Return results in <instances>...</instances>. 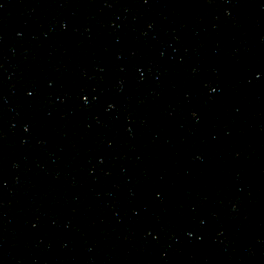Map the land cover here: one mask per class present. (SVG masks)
<instances>
[{
  "label": "water",
  "instance_id": "95a60500",
  "mask_svg": "<svg viewBox=\"0 0 264 264\" xmlns=\"http://www.w3.org/2000/svg\"><path fill=\"white\" fill-rule=\"evenodd\" d=\"M0 264H264V0H0Z\"/></svg>",
  "mask_w": 264,
  "mask_h": 264
}]
</instances>
